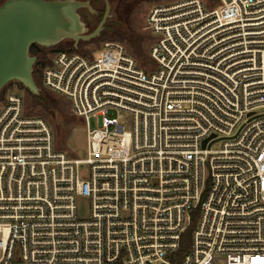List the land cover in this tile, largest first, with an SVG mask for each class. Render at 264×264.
<instances>
[{"label": "built area", "instance_id": "built-area-1", "mask_svg": "<svg viewBox=\"0 0 264 264\" xmlns=\"http://www.w3.org/2000/svg\"><path fill=\"white\" fill-rule=\"evenodd\" d=\"M211 1L151 7L146 66L108 41L41 68L83 158L5 94L0 264H264V0Z\"/></svg>", "mask_w": 264, "mask_h": 264}, {"label": "water", "instance_id": "water-1", "mask_svg": "<svg viewBox=\"0 0 264 264\" xmlns=\"http://www.w3.org/2000/svg\"><path fill=\"white\" fill-rule=\"evenodd\" d=\"M105 13L96 25L89 16L98 13L91 0H4L0 3V91L20 82L33 95L40 88L33 77L37 57L30 47H52L65 40L89 41L105 30L112 6L105 0ZM90 14V15H89Z\"/></svg>", "mask_w": 264, "mask_h": 264}, {"label": "rangeland", "instance_id": "rangeland-1", "mask_svg": "<svg viewBox=\"0 0 264 264\" xmlns=\"http://www.w3.org/2000/svg\"><path fill=\"white\" fill-rule=\"evenodd\" d=\"M178 0H111V14L109 18V25L113 26L117 31L127 32L134 37H143V46L145 56L138 59L140 64L149 62V49L153 43V38L149 31L145 30L146 18L151 7L157 4L172 3ZM208 5L212 1L205 0ZM3 0H0L2 3ZM90 15V14H89ZM91 25L98 23L97 18L89 16ZM115 41L122 43L127 50V41H120L115 36L111 35L108 38L100 39L95 43L87 44L81 49L84 53H91L99 48L104 42ZM69 40H65L58 45L69 44ZM55 50L49 49L46 51L45 58L51 59L54 56ZM35 68V64H34ZM40 82L42 84L44 101L34 99L25 89H21L12 81L8 83L1 91L5 95L9 90H16L20 92L25 101V113L31 116L42 117L49 123L54 136L56 145L59 149L66 151L69 155L83 158L86 150V124L83 118L75 115L71 110L69 100L63 96L55 93L43 86L41 71L38 72ZM0 91V92H1ZM91 127L97 125L96 119L91 118ZM89 203L87 199L82 200L79 205V215L82 217L88 214Z\"/></svg>", "mask_w": 264, "mask_h": 264}, {"label": "trees", "instance_id": "trees-1", "mask_svg": "<svg viewBox=\"0 0 264 264\" xmlns=\"http://www.w3.org/2000/svg\"><path fill=\"white\" fill-rule=\"evenodd\" d=\"M4 1V0H3ZM102 16V14L100 15V17ZM115 36L118 40L124 42L127 41L128 43V51L138 60L140 58H143L145 56V50H144V46H143V37H134L132 34H128L127 32H121V31H117L115 28H113V26L107 24L105 30L101 33V35L97 38H93L89 41H79L77 46L74 45L73 41H70L69 44H63V45H55L52 47H49V49L52 50H72V51H78L81 53H84L83 51H81V49H83V47L87 44L90 43H95L97 41H99L100 39H105L108 38L109 36ZM48 50V48L46 47H42L38 44H33L30 47V54L34 55L37 57V61L35 63V68L33 70V77L34 80L36 81L37 85L42 88V84L40 82L39 76H38V72L41 71V68L49 63H51V59H46L45 58V54L46 51ZM144 65L146 66L147 63H144ZM19 88L21 89H25L24 86L17 81H14ZM12 83V82H10ZM9 83V84H10ZM26 90V89H25ZM4 91V90H3ZM3 91L0 92V101L4 100L5 95L3 94ZM43 89L41 91L40 95H33L31 94L28 90L27 92L34 98L37 99L38 101H44V97H43ZM186 243L189 242V234L186 236L185 238Z\"/></svg>", "mask_w": 264, "mask_h": 264}, {"label": "flooded vegetation", "instance_id": "flooded-vegetation-1", "mask_svg": "<svg viewBox=\"0 0 264 264\" xmlns=\"http://www.w3.org/2000/svg\"><path fill=\"white\" fill-rule=\"evenodd\" d=\"M111 4V0H108ZM91 4L94 6V8L97 11V15L94 16L95 18H97L98 22L101 21L104 13H105V9H106V3L105 0H91ZM112 5V4H111ZM102 14V16L100 17V15Z\"/></svg>", "mask_w": 264, "mask_h": 264}]
</instances>
